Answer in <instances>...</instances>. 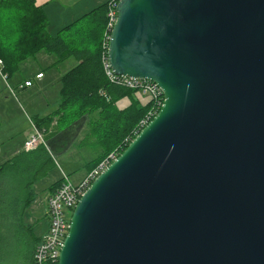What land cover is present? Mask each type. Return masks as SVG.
<instances>
[{"label":"water","instance_id":"95a60500","mask_svg":"<svg viewBox=\"0 0 264 264\" xmlns=\"http://www.w3.org/2000/svg\"><path fill=\"white\" fill-rule=\"evenodd\" d=\"M108 60L165 96L79 200L59 264H264V0H120Z\"/></svg>","mask_w":264,"mask_h":264},{"label":"trees","instance_id":"16d2710c","mask_svg":"<svg viewBox=\"0 0 264 264\" xmlns=\"http://www.w3.org/2000/svg\"><path fill=\"white\" fill-rule=\"evenodd\" d=\"M109 12L110 0H105L53 34L50 18L36 0H0V59L8 78H13L25 62L43 52L54 55L56 64L69 58H75L77 63L62 77L57 108L45 117L36 116L34 125L45 131L47 146L22 151L0 164V204L4 199L11 202L7 214L11 224L16 219L20 223L21 208L27 212L35 201L34 193L22 197L24 192L18 189L22 180H27L26 186L31 185V191L37 181L58 169L53 155L61 135L80 130L87 120L88 132L80 145L94 154L85 166L89 173L111 153L121 155L126 150L153 108L152 101L142 104L135 97L137 91L112 84L105 75L102 57L106 51ZM125 98L131 104L119 108L118 102ZM13 179L17 196L14 194L12 202L6 184ZM63 182L62 177L53 183L48 194L55 193ZM40 241L39 238L34 241L23 264H36L34 256Z\"/></svg>","mask_w":264,"mask_h":264},{"label":"rangeland","instance_id":"374dc122","mask_svg":"<svg viewBox=\"0 0 264 264\" xmlns=\"http://www.w3.org/2000/svg\"><path fill=\"white\" fill-rule=\"evenodd\" d=\"M74 1L68 4L72 5V8L74 6L78 8L81 3L85 2V0L82 2L79 0ZM55 61L56 57L54 55L43 52L34 60L31 59L28 61V65L32 66V68L29 67L24 70L26 63L23 65L19 74H21L22 77L25 76L26 81L27 79L35 80L39 72L38 69L44 70L49 77L46 86L43 87L40 83L38 84L37 81H34V87L24 91L22 96L19 95L15 97L9 92V88H7L9 84L14 85V78H9L6 82L4 78L0 76V90H4L1 98L3 100H9L6 104V109L0 111V132L5 133L8 130V137H14L10 139V142H6L3 146H0L2 155L8 156L12 150L18 146L24 135L33 132L36 115H41V117L43 115L41 110L43 108L42 106L45 104L44 97H50L49 99L52 103L60 97L59 90L62 89V77L76 65V59L69 58L63 61V63L61 62L58 64L57 67L53 66ZM135 97L142 104H146L150 100L149 97L139 92L135 94ZM30 102L33 104L32 106ZM129 104H131V100L124 99L118 102V107L124 108ZM19 108L21 111H19ZM86 123L87 120L84 121V124ZM86 128L80 131L71 130V132L61 135L59 141L56 142L54 159L59 166L58 170L50 172L49 175L37 181L34 186H32L31 191L29 189L31 185L26 186L27 180H22L23 182L18 186V189L24 192L22 197L26 196L28 192H30V194L34 193L35 202L31 204L27 212L21 208L20 223L16 219V222L11 224V218L7 215L8 205H10L9 203L11 202H7V200L4 199V202L0 204V264H23L26 255L33 249L34 241L39 237L42 240V238L46 236L49 227L46 197L51 185L59 180L61 175L63 176V173L70 174L71 181L75 185L80 184L87 176L85 166L87 162L94 157V154H92L90 148L81 147L80 145V136L81 138L85 137L87 133ZM139 133L140 132H138V134ZM5 161L6 160H0V164ZM12 181V183L9 182L6 184V192L13 202L15 198L14 194L17 196V190L15 189L17 185L15 184V179Z\"/></svg>","mask_w":264,"mask_h":264},{"label":"built area","instance_id":"2783aa9c","mask_svg":"<svg viewBox=\"0 0 264 264\" xmlns=\"http://www.w3.org/2000/svg\"><path fill=\"white\" fill-rule=\"evenodd\" d=\"M119 1L120 0H110L108 30L104 42V48L106 51L102 57V63L105 75L110 83L137 91L142 95L149 97V101L153 102L152 110L139 126V132H141L161 110L165 101V96L161 88L154 82L118 76L111 70L108 60V48L111 30L117 21V6ZM0 76H2L5 81L8 80L7 74L4 72V62L2 59H0ZM43 76L44 73H40L37 75V78H42ZM31 83L32 82L28 81L25 85L31 86ZM40 145L47 146L45 131H42L34 125L33 134L25 141L23 150L25 152H31ZM119 155L120 154L117 153L110 154L95 169L89 172L84 180L78 185L72 183L69 176H63V184L48 198L47 201L49 228L46 236L42 238L36 248L34 256L36 264H59L61 251L69 233L70 220L74 209L93 181L104 172L109 165L119 157Z\"/></svg>","mask_w":264,"mask_h":264},{"label":"crops","instance_id":"0c3cea01","mask_svg":"<svg viewBox=\"0 0 264 264\" xmlns=\"http://www.w3.org/2000/svg\"><path fill=\"white\" fill-rule=\"evenodd\" d=\"M71 1H74V0H36V4L38 6L44 7L45 10H46V12H47V14H48V16H49V18H50V21H51V32L55 33L57 31H59L64 26H66L67 24H70L72 21H74L75 19H77L79 16H81L82 14H84L85 12H87L88 10H90L92 7L96 6L97 4H99V3H101V2H103L105 0H85V2L84 3H81L78 8H75V6L72 8V5H68L69 2H71ZM79 1L82 2L83 0H79ZM25 63H26L25 64L26 66L24 67V70H26L29 67L32 68V66L28 65V61L25 62ZM57 65L58 64H56V61H55L53 63V66L57 67ZM22 68H23V66H22ZM21 70L13 77L15 79L14 85L9 84V82H8L9 85H7V88H9L8 89L9 92L11 94H13L15 97H17L19 95L22 96L24 94V91L33 88L34 85H35V82L34 81H37V83L38 84L40 83L43 87L48 84L47 83V79H48L49 75H47L44 70L38 69L39 72L37 73V75L40 74V73H44V76L42 78H37V75H36L35 80L27 79V81H26V77L25 76L22 77V75L19 74L21 72ZM7 77H8V75H7ZM29 80L32 82V85L31 86H25V83L28 82ZM60 90H59V96H60ZM3 92H4V90H0V111L6 109V104L9 101L8 99L3 100L1 98ZM49 98L50 97H44L45 104L42 106L43 108L41 110L43 112L42 117H45V116L51 114L57 108V106L59 105V102H60V99L59 98L60 97L57 100H55L54 103H52ZM125 99H129V98H125ZM30 105L32 106L33 104L30 102ZM128 106H126V107H128ZM16 107H18V106H16ZM126 107H124V108H126ZM19 111H21L20 108H19ZM37 111L39 112L38 109H37ZM36 116H40L41 117V115H36ZM86 125L87 124H84L83 126H81L80 130H83L84 128H86ZM87 132H88V130H87ZM32 134H33V132L27 133L26 135H24L22 137L20 143L18 144V146L16 148H14L12 150V152L8 156L2 155V152L0 150V160H6L7 161V160L11 159L12 157L16 156L17 154H19L20 152L24 151L23 150V145H24L25 141L28 140L32 136ZM11 138H14V137H11ZM11 138L8 137V130L5 133L4 132H2V133L0 132V146H3L6 142H10V139ZM82 139L83 138H81V136H80V141ZM53 157H54V155H53ZM58 168H59V166H58ZM64 175H68V174L63 173V176ZM63 176L61 175V177H63ZM68 176H69V178L71 180V176L70 175H68ZM49 196L50 195L48 194L47 197H46V200L47 201H48ZM39 239H40V237H39Z\"/></svg>","mask_w":264,"mask_h":264}]
</instances>
